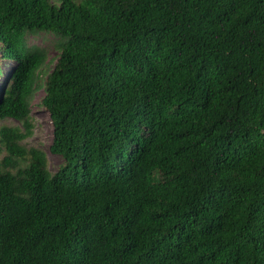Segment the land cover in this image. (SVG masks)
Instances as JSON below:
<instances>
[{"label":"trees","instance_id":"trees-1","mask_svg":"<svg viewBox=\"0 0 264 264\" xmlns=\"http://www.w3.org/2000/svg\"><path fill=\"white\" fill-rule=\"evenodd\" d=\"M1 59L0 264H264V0H0Z\"/></svg>","mask_w":264,"mask_h":264},{"label":"rangeland","instance_id":"rangeland-1","mask_svg":"<svg viewBox=\"0 0 264 264\" xmlns=\"http://www.w3.org/2000/svg\"><path fill=\"white\" fill-rule=\"evenodd\" d=\"M51 39L52 37L47 34H40L38 36L28 37L29 43L32 44L35 43L47 47L48 62H49L48 70L52 68L53 63L57 56L56 51H54L50 46ZM11 63L12 62L7 59H1L0 70L2 71V74H0V87L2 83L5 81V77L7 75L8 68ZM42 95H43V91L39 89L36 90L32 96L30 102V117H31V122L33 124L32 133L29 137H27L22 141V145H24L25 147H36L44 151L47 156V169L50 172H54L57 169L62 159L60 156L51 154L48 151V146L50 144L51 135H52V126L49 120L48 112L39 104ZM1 125L20 127L19 122L12 118L0 120V126Z\"/></svg>","mask_w":264,"mask_h":264}]
</instances>
